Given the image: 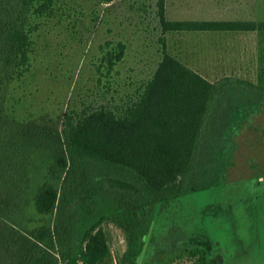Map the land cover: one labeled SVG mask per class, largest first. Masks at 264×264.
<instances>
[{
    "label": "trees",
    "instance_id": "trees-1",
    "mask_svg": "<svg viewBox=\"0 0 264 264\" xmlns=\"http://www.w3.org/2000/svg\"><path fill=\"white\" fill-rule=\"evenodd\" d=\"M157 3L160 57L136 96L77 118L66 114L57 126L19 120L9 99L12 83L30 69L33 33L62 15L67 0H0V264H59L53 248L65 264H106L104 219L140 226L143 207L171 206L216 185L233 165L239 127L264 102V85L233 75L209 79L172 54L164 36L264 30V21L168 19L164 0ZM115 45L101 56L107 70L124 55L125 44ZM29 209L55 217L28 227ZM135 235L137 259L143 240ZM195 247V263L211 264Z\"/></svg>",
    "mask_w": 264,
    "mask_h": 264
},
{
    "label": "rangeland",
    "instance_id": "rangeland-1",
    "mask_svg": "<svg viewBox=\"0 0 264 264\" xmlns=\"http://www.w3.org/2000/svg\"><path fill=\"white\" fill-rule=\"evenodd\" d=\"M157 1L67 0L62 15L46 18L33 33L30 69L10 88L17 118L61 126L66 114L77 118L135 97L160 57ZM164 7L168 19L264 18V10L240 0H164ZM232 33L166 32L164 39L171 52L209 79L226 74L264 85L262 59L238 52L234 45L243 34ZM117 42L125 44L123 58L107 70L101 56ZM253 108L239 127L243 137L234 163L216 185L183 194L171 206L143 207L136 216L140 226L102 221L110 250L106 264H158L169 253L170 264H196L197 245L213 257L211 264H264V102ZM27 216L32 227L52 223L55 213L29 209ZM136 230L143 240L137 259ZM51 250L65 264L58 250Z\"/></svg>",
    "mask_w": 264,
    "mask_h": 264
},
{
    "label": "crops",
    "instance_id": "crops-1",
    "mask_svg": "<svg viewBox=\"0 0 264 264\" xmlns=\"http://www.w3.org/2000/svg\"><path fill=\"white\" fill-rule=\"evenodd\" d=\"M240 1H241V3L249 4L251 6V8L253 6H256L257 8L260 7L261 10H264V0H240ZM250 15H253V14L250 12ZM220 20H229V19H220ZM234 20H240V21H244V22H259V21H264V18H254V17L252 18V16H251V18H240V19L235 18ZM219 32H222V31H219ZM224 32H227V33L233 32L232 34H237L238 36H241L243 34L242 40H239L240 43H239L238 47L236 45H234L235 48L237 50H239L238 52H240L244 56L245 55H251L250 57L255 59L256 62H257L258 58L259 59L261 58L262 61L260 62V64L261 65L264 64V30H260L257 28H251L248 30H235V31L225 30V31H223V33ZM228 44H229V42H228ZM180 48H182V47H180ZM216 48H218V47H214V50H216ZM171 53L174 54L175 56H177L176 52L173 51ZM186 56L192 57L189 54L188 55L186 54ZM182 61L184 63H186L187 65L190 63L188 59L186 61H184V60H182ZM191 68L195 71H200L197 68H194V67H191ZM262 71H264V70H262Z\"/></svg>",
    "mask_w": 264,
    "mask_h": 264
},
{
    "label": "flooded vegetation",
    "instance_id": "flooded-vegetation-1",
    "mask_svg": "<svg viewBox=\"0 0 264 264\" xmlns=\"http://www.w3.org/2000/svg\"><path fill=\"white\" fill-rule=\"evenodd\" d=\"M169 256L168 257H162V259L160 261H158V263H161V264H170L172 263V261L174 260V257H172V253H169L168 254ZM157 263V261H156Z\"/></svg>",
    "mask_w": 264,
    "mask_h": 264
}]
</instances>
